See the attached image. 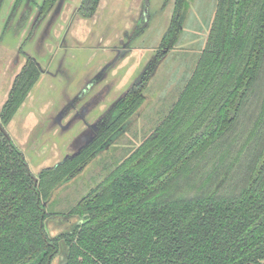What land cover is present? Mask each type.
<instances>
[{
  "label": "trees",
  "instance_id": "1",
  "mask_svg": "<svg viewBox=\"0 0 264 264\" xmlns=\"http://www.w3.org/2000/svg\"><path fill=\"white\" fill-rule=\"evenodd\" d=\"M57 1L44 0V11ZM98 3L82 0L80 14L92 17ZM188 5L176 0V13ZM180 20L174 17L162 46L174 47ZM40 75L29 59L3 105L4 129ZM144 99L143 84H135L112 124L38 175L0 127V264H53L63 251L64 264H264V0H218L206 45L170 112L63 214L77 224L52 235L55 190L118 138Z\"/></svg>",
  "mask_w": 264,
  "mask_h": 264
},
{
  "label": "rangeland",
  "instance_id": "2",
  "mask_svg": "<svg viewBox=\"0 0 264 264\" xmlns=\"http://www.w3.org/2000/svg\"><path fill=\"white\" fill-rule=\"evenodd\" d=\"M81 1L63 0L60 9L56 4L34 33L43 0H23L18 10L14 9L16 0H4L0 9V115L28 56L38 59L44 70L48 67L5 127L35 175L67 158L87 125L133 84L144 80L160 50H167L162 39L176 14V0H99L94 15L85 17L76 12ZM187 2L188 7L180 11L184 22L178 41L147 76L145 99L127 119L125 130L108 151L55 190L49 205L58 213L48 222L52 235L77 224L78 217L63 214L129 157L172 109L206 45L218 0ZM26 13L32 14L27 22ZM123 43H129V52L116 60V49H122ZM104 71H108L104 82L93 84L94 77ZM93 78V85L81 96L83 85ZM66 105L70 112L63 124L54 123ZM65 260L63 251L53 264Z\"/></svg>",
  "mask_w": 264,
  "mask_h": 264
},
{
  "label": "flooded vegetation",
  "instance_id": "3",
  "mask_svg": "<svg viewBox=\"0 0 264 264\" xmlns=\"http://www.w3.org/2000/svg\"><path fill=\"white\" fill-rule=\"evenodd\" d=\"M60 0H58L52 7H51V9H49L47 12L46 11H44V8H43V3H44V0H43V2H42V4L40 5V13H39V15H38V17H37V19L35 20V22H34V27H33V33L36 31V28H37V25H39V26H42L43 24H42V22L47 18V15L50 13V11L54 8V7H57V5L60 3L59 2ZM63 0H61V2H62ZM22 2H23V0H16V3H15V6H14V9H16V10H18L19 9V7H20V5L22 4ZM57 4V5H56ZM79 7H80V5L77 7V9H76V12H78V14H80V12H79ZM180 11H181V9L179 8L178 10H177V13L175 14L176 16H174L175 18H180L181 17V13H180ZM35 14V13H34ZM26 15H27V13H26ZM31 15L32 14H28L27 15V17H25L24 18V20H25V22H27V19L28 18H30L31 17ZM142 17L144 18V16L142 15ZM146 17V16H145ZM33 19H34V15H33V18H32V21H33ZM173 20H174V18L171 20V24H170V26L172 25V23H173ZM32 21H31V23H32ZM180 22H181V30H182V28H183V19H181L180 20ZM38 26V27H39ZM32 33V34H33ZM124 45V46H123ZM123 45H122V49H120V47L119 48H117L116 50V60H118V59H121V56H126L128 53L127 52H129V48H130V45H129V43H123ZM168 50H170L169 49V47H167V50L166 49H161L160 50V57L156 60H154V65H152V68L150 69V70H148V72L147 73H145V78H144V80H142V81H140V82H137L138 84H140V83H142L143 84V86H145V84L147 83L146 82V79H147V76L148 75H150V74H153V72H154V70L156 69V67H157V63H158V61L159 60H161L162 59V57H164L166 54H167V51ZM29 59H34L36 62H37V64L39 65V67H40V69H41V75H42V73L43 72H45L46 70H47V68H46V70H44L43 68H42V66H41V63L38 61V59H36V58H34L33 56H28V59H27V61H25L24 62V64H23V66H22V69H21V71L23 70V68H24V66L28 63V61H29ZM114 63L115 62H113V63H111V64H109L110 66L108 67V68H110L111 66H113L114 65ZM147 70V69H146ZM20 71V72H21ZM149 71L151 72V73H149ZM19 72V73H20ZM18 73V74H19ZM18 74H16V75H18ZM41 75H40V77H39V79L41 78ZM108 76V71L106 72V71H104V73L103 74H100V75H97L96 77H94V78H96V82L95 83H93V81H94V78H93V80H89L88 82H86L84 85H83V87H82V90L80 91V95L82 96V95H85L86 93H87V91L89 90V88L93 85V84H96V83H99L100 81H102L103 80V82H104V79L106 78ZM17 77V76H16ZM38 79V80H39ZM149 79V78H148ZM147 79V80H148ZM37 80V81H38ZM93 83V84H92ZM137 83H135V84H137ZM135 84H133L125 93H123L119 98H118V100L107 110V111H105V113L99 118V119H97L95 122H93V123H89L88 125H87V127H86V129L84 130V132L81 134V136H79L76 140H75V142H73V144H72V147L74 148V151H72V152H70L69 154H68V156L67 157H69V156H74V155H76V154H78L80 151H82V149L86 146V145H88L90 142H92L97 136H98V133H99V130L101 129V127L104 125V124H112V122L115 120V118L116 117H118L119 116V114H120V108L119 107H117L118 106V104H119V102H121V100L128 94V92L130 91V90H132V87L135 85ZM12 89V88H11ZM10 89V90H11ZM10 90H9V92H10ZM30 94V93H29ZM8 96H9V94H8ZM29 96V95H28ZM28 96H27V98H26V100L28 99ZM8 99V98H7ZM6 99V100H7ZM26 100L24 101V102H26ZM24 104V103H23ZM22 104V105H23ZM69 105H71V103L69 104ZM65 106V108H62L61 109V111L59 112V114L56 116V119H55V121H54V123H56V122H59L58 124H60V125H62L63 124V118L65 117V115L67 116V114L70 112V106ZM22 107V106H21ZM1 116V115H0ZM59 125V126H60ZM5 130H6V128H5ZM7 131V130H6ZM120 136V135H119ZM118 136V137H119ZM118 138H116V140H117ZM116 140L114 141H110L109 143H107V144H105V145H103L102 146V148L100 149V152L98 153V155L96 156V158H98L99 156H100V154L104 151H108L109 149H110V146L113 144V143H115L116 142ZM63 161V160H62ZM93 162V161H92ZM88 167V166H87ZM86 167V168H87Z\"/></svg>",
  "mask_w": 264,
  "mask_h": 264
},
{
  "label": "water",
  "instance_id": "4",
  "mask_svg": "<svg viewBox=\"0 0 264 264\" xmlns=\"http://www.w3.org/2000/svg\"><path fill=\"white\" fill-rule=\"evenodd\" d=\"M61 5H62V2H60L59 3V9H60V7H61ZM0 127L4 130V132L7 134V136H9L10 138H11V136H10V134L4 129V127L2 126V124L0 123ZM14 142V141H13ZM38 179V178H37Z\"/></svg>",
  "mask_w": 264,
  "mask_h": 264
},
{
  "label": "crops",
  "instance_id": "5",
  "mask_svg": "<svg viewBox=\"0 0 264 264\" xmlns=\"http://www.w3.org/2000/svg\"><path fill=\"white\" fill-rule=\"evenodd\" d=\"M88 81H89V80H88ZM88 81H87V82H88Z\"/></svg>",
  "mask_w": 264,
  "mask_h": 264
}]
</instances>
